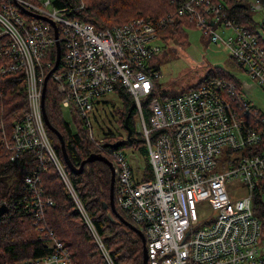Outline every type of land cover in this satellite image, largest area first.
Instances as JSON below:
<instances>
[{"label":"built area","instance_id":"2783aa9c","mask_svg":"<svg viewBox=\"0 0 264 264\" xmlns=\"http://www.w3.org/2000/svg\"><path fill=\"white\" fill-rule=\"evenodd\" d=\"M220 1L204 0V4L196 7L195 0H188L176 9L179 16H186L190 21L195 22L196 28L211 43L222 44L229 52L232 65L244 74L248 81L240 80L234 72L224 69L228 74L226 77H211L209 81L181 92L174 99L165 101L161 96L159 103L153 101L150 105L152 112L150 118L153 114L160 115L169 125L175 138L169 142L164 139L156 141L147 132L141 130L147 141V155L155 167L162 171L163 178L169 184L181 187L184 191L178 202L169 203L159 211H150L132 218L134 224L138 226L144 224L163 229L170 223H175L179 227L180 236L177 240L167 238L157 245L149 241L148 247L153 264L191 262L264 264V234L259 220L253 214V199L264 192V178L250 177L243 167L231 168L225 172L217 170V174L211 177L187 171L191 165L210 167L215 165L217 155L203 148L217 146L221 150L239 151L247 164L261 169L264 173V166L246 154L247 150L259 143V140L254 133H251L250 121L240 111L249 110L253 120L260 119L264 126V111L244 97L255 85L259 86L264 81V0H243L252 16L262 15L261 21L257 23L253 22L254 18L251 19L250 24H257L253 33L236 25L231 20L226 6ZM43 3L45 4L43 10L30 2L27 6L32 12L47 16L58 24L64 63L74 62L79 68L78 80L68 81L88 105L86 114L88 122L90 123L96 100L102 94L114 92L117 83H122L136 96L139 106L141 98L149 93L162 76L157 68L151 66L154 56L162 50L158 36L161 27L143 19H134L123 25L102 28L94 32L90 23L78 24L69 19H61L57 12L63 9H53L54 0H46ZM80 5L82 4L77 6ZM26 20L31 23V35L26 31ZM218 30L221 33L227 30L230 34L223 39ZM0 31L19 41L17 46H13L6 37L0 36V48L6 50V56L14 68L24 65L31 71L33 66L37 67L35 73L31 72L30 76H23L25 84L33 77L39 78L42 82L45 69L49 67L45 57L48 49L55 42L51 27L39 19L20 16L18 10L2 3ZM81 36L91 37L87 41V46L93 50V60L87 58L81 51L73 50V44H84L83 41L75 42L80 40ZM45 37L51 40L50 44L46 43ZM81 47L86 46L81 45ZM93 65L97 66L93 68ZM3 69L9 71L8 67L1 63L0 70ZM121 73L128 76L134 85L125 83L119 76ZM39 99L40 96L28 95L29 113L21 119V124H27V130L33 133V142L17 149L11 148L10 152L29 151L35 157L41 151L43 156L58 159L40 116ZM62 104L67 107L72 103L64 95ZM199 108L204 110H198ZM150 138L153 139V143H150ZM108 154L113 155V151L108 150ZM130 157L132 158L133 155ZM38 162L43 164L46 161L41 159ZM121 163L124 168L129 169L126 159ZM133 171L136 172L135 168ZM140 174L143 175V171ZM58 175L69 190L68 173L62 169ZM236 178H241L243 186L248 187L249 194L232 203L227 184H231ZM115 184L122 190L135 192L132 176L119 170L116 171ZM256 189L257 193L253 196ZM196 191L210 196L207 202L213 210H219V215L227 217L226 224L219 227L214 219L198 220L196 212L200 201L191 197L192 192ZM70 193L74 195V192ZM22 198L32 207L33 212H37L36 215H39L47 205L53 204L51 199L43 196V191H37L34 196L24 194ZM149 198L152 202H160L164 199V193L160 187L152 186ZM228 207L234 211L231 216H226L223 212ZM183 217L189 220V224H198L200 227L189 225L191 231L184 232L180 221ZM206 237H212L216 242L215 247L212 249L194 247L200 245ZM55 247L54 252L65 255L68 258L66 264H71L67 251L63 250L59 243H55ZM29 260H31L29 263L9 264H53L47 260V256ZM106 261L108 264H113L108 254Z\"/></svg>","mask_w":264,"mask_h":264},{"label":"trees","instance_id":"16d2710c","mask_svg":"<svg viewBox=\"0 0 264 264\" xmlns=\"http://www.w3.org/2000/svg\"><path fill=\"white\" fill-rule=\"evenodd\" d=\"M78 1L54 0V6L66 9V15L69 18L90 23L95 31L109 28L115 24L120 25L134 18L158 20L172 14L167 25L159 28V34L170 31L171 36L178 40L183 35L187 36V31L194 25V23L188 22L187 18L175 15L178 2L174 4L171 2L172 0H80V2H84L82 7L77 6L80 4ZM220 2H224L222 4L226 6L231 20L236 25L244 27L250 24L253 16L247 13L248 7L243 0L238 2L221 0ZM238 3H245V6L241 7ZM45 58L50 65H53L54 47L48 50ZM1 62L9 63L10 61L9 58H4L1 59ZM151 66L159 70L156 64L153 65V61ZM217 68L220 70L217 77L228 75L224 69ZM211 77L213 76L206 75L191 87L203 84ZM153 91L142 102L145 120L150 115L148 106L150 99L154 96ZM179 93L162 91L160 97H173ZM116 95L123 101V106L115 112L120 116L118 120L126 131L125 137H127V129L130 130V136L126 138V141H123L121 145L123 146L125 142L130 144L134 141L137 111L131 96L123 89L117 88ZM60 100L61 96L56 90L55 82L49 79L45 89V112L50 124L62 135L71 163L79 166L80 162L92 152L107 156L97 150L88 139L87 130L76 114L72 116L74 128L72 124L66 122L64 113L59 108ZM26 111L27 95L22 74L10 71L0 75V138L2 130L9 134L13 124ZM47 134L64 170L70 177L71 185L87 217L113 264H142L140 237L125 224L119 222L116 217H113L114 221H111L107 216L110 212L109 207L104 208L103 204L109 202L110 171L108 166L103 162L94 161L86 163L79 174L70 172L62 160L57 136L49 130H47ZM104 136L106 143L113 142L111 134ZM7 156L0 145V203L11 204L8 208L9 212L0 217V264L20 262L24 259L38 258L49 254L52 237L64 244L75 264H107L78 207L65 189L52 164L47 163L41 170L39 185L43 190V196L51 199L53 204L43 209V219L38 223L34 214L23 212L21 206V203L24 202L22 197L26 194L24 177L38 162L28 152L22 153L15 160H10L9 156L5 158ZM144 158L145 167L142 179L147 180L151 178V173L147 155ZM109 160L111 159L109 158ZM263 195L264 192L253 199V214L261 226H264ZM119 213L121 214V212ZM126 220L135 225L134 222ZM40 227H44L43 230ZM48 229L52 234L48 232Z\"/></svg>","mask_w":264,"mask_h":264},{"label":"bare ground","instance_id":"6f19581e","mask_svg":"<svg viewBox=\"0 0 264 264\" xmlns=\"http://www.w3.org/2000/svg\"><path fill=\"white\" fill-rule=\"evenodd\" d=\"M45 1L46 0H31V1H28V0H0V4L6 3L8 5H11L16 10L20 9V11L22 13V15L19 13L20 16H23V17L28 16V17L39 19V20L47 23L51 27L52 34H53V37L55 40L54 45L51 46V47L55 48V60H56V42L58 41V43L60 45V59H59V63H58L57 68L54 71H51V69L54 67L55 60H54L53 65H50V63L48 62L49 67L45 69L44 78H43L42 82L37 77L31 78L27 84H25V82H24V87H25L26 95H27V111L18 121H16L13 124L12 130L9 134H6L4 132V130H2V136L0 138V143H1L0 145L3 148V150L5 151V153L7 155H9L10 160H15L24 152H28L31 154V156H33L32 153L29 151H20L18 153H12V152H10V150H11V148L17 149L20 147L27 146L33 142L34 136L30 130H27L28 125L27 124H24V125L21 124V119L24 118L27 113H29L28 95L33 94L36 96H40V99H41L42 95L44 94V98H45V89H46L47 81L49 79H52L53 82H55V84H56L57 92L61 96V100L59 102V108L61 109V112L64 114L69 113L71 116H73V114H76L78 116V118H79V120H81L84 128L87 130L88 139L93 143V145L95 146V148L97 150H99L100 152L107 155L105 157H107L108 159L109 158L111 159L110 161H111L113 168H114V175H116V171L119 170V171L123 172L124 174L132 176V179L134 181V186H135V192H133V193L127 192L125 190L118 188L117 185L114 183V187H113V200H114L113 201V209L110 205V189H109V202L107 204L104 203L110 209V212L108 214H111V213L116 214V216H117L116 218L118 219L119 222L127 221L126 219L133 222L132 218L142 216L143 214H146L150 211H159L162 208H164L166 205H168L169 203L178 202L179 200H181L183 193H184L183 189L181 187L173 186V185L169 184L163 178L162 171L155 167L153 162L150 161L148 155H147V163H148V166L150 169L151 178L147 179V180H143L142 179L143 175H141V174H140V176L136 175V172L133 171L132 164H131L130 160L128 159V157L125 155V153L118 150V147H120L123 144V141L124 140L126 141V138H128L129 136L125 137V139H123V140H117V141L112 142V143L111 142L106 143L104 141L105 136H103L102 138H95V136L92 132L91 121L89 123L87 120V117H86L88 105H87V103H85L82 100L81 95H79L77 93V90H75V88H73V86L69 82V81L76 82L78 80L77 72L79 71V68L74 62L67 61L64 63L63 46L59 40L58 24L53 19H51L47 16L32 12L31 8L27 6V3L30 2L33 6H36V7L39 6L40 9L43 10L45 8V4L43 2H45ZM187 1L188 0H172L171 2H174V4L176 2H178V5H177V7H178V6L182 5L183 2H187ZM203 2H204V0H195L196 7H199L201 4H204ZM16 3H18L20 5L19 8H17ZM221 3H224V2H221ZM80 4H81V2H80ZM238 4L241 7L245 6V3H238ZM82 6H83V4L80 5V7H82ZM52 8L56 9V10L59 9L57 7H54V6H52ZM175 8H176V6H175ZM21 9L29 11V12H23ZM30 12L32 14L38 16V17L30 15L31 14ZM174 13L176 16H179L178 15L179 12L177 9H175ZM247 13L251 14V11L249 10V8H247ZM57 15H60L61 19H69L70 21H73V22L78 23V24L83 23V21H78L76 19L69 18L66 15V9H63L60 12H57ZM40 17H45L47 19H50L52 22H54V24L57 27V38H55V36H54L53 26L49 22L42 20ZM183 17L187 18L188 22L190 21L188 17H186V16H183ZM171 18H172V14H168L165 17L159 18L158 20H150V19H145L142 17L134 18V19H143L145 22L149 21L152 24H155L159 27H165ZM134 19H132V20H134ZM132 20H129L125 23H128ZM246 20H248V19H246ZM125 23H123V24H125ZM123 24H120V25H123ZM250 25H251L252 29H250L248 26H244V29L248 32L253 33L256 29L255 27H257V24H250ZM113 26H117V25L115 24ZM113 26H111V27H113ZM25 27H26L27 33L29 35H31L32 29H31V23L29 20L25 21ZM111 27H109V28H111ZM94 32H97V31L94 30ZM0 36L6 37L9 41L10 45L17 46L19 44V41L11 35H6L5 33L0 31ZM90 39H91V37L81 36L80 40H76L75 42L83 41L84 44H73L72 47H73V50H79L82 53H84L87 58H89L90 60H93L94 59L93 50L87 46L88 45L87 41ZM45 41L48 44L51 43V40L47 37H45ZM81 45L86 46V47L82 48ZM102 53H103V51H102ZM4 58H8L6 56V50L0 48V65L2 63L4 65H6L9 69V71L5 70V69L0 70V75H4L6 72L13 71L16 73H21L22 76H30V73L31 72L35 73V71L37 69L36 66H33V69H31V71H30L24 65L20 68H14L10 62L9 63L1 62V59H4ZM96 66L97 65H93V68ZM58 69H60V70H58ZM119 76L121 77V79H123V81L125 83H127L129 85H134L132 80L128 76H126L125 74L121 73ZM94 85L95 84H93V86ZM155 87L156 86H154L149 91L148 94H146L144 97L141 98V100L139 102V106H137L136 96L133 93H131L130 91H128L127 87H125L122 83H117L114 92H112V93L116 94L117 88H121L131 96L133 103H134V106H135L136 111H137V117L138 118H137L136 125L139 128V134L143 137L145 145L147 144V141H146V138L144 137V134L142 133L141 130L147 132L156 141H158L160 139H164V140L169 142L175 138L173 136L172 132L170 131L169 125L166 123V121L160 115L153 114L152 118H150L152 115L150 105L152 104L153 101H156L159 103L160 102V96L159 97L153 96L150 99L149 106H148L149 111H150V115H149L147 120H145V118H144V114L142 111V102L150 94V92L155 89ZM259 87L264 88V81L261 82ZM41 90H42V93H41ZM107 94H109V93L102 94L96 100L94 106L98 103V101L101 98H103ZM180 94L181 93H179L173 97H167V98H163V99L165 101H169L171 99H174L175 97H178ZM64 95L67 96V99L74 106L72 104H70L67 107L63 106L62 102H63ZM244 97L247 101H249V102L252 101L251 98L248 97V95H245ZM40 99H39V108H40V110H42ZM40 110H39V112H40ZM198 110H204V109L199 108ZM240 111L245 115V117L248 119V121H250L251 133H254L255 136L259 140V143L255 147L247 150L246 154L255 158L262 166H264V126L261 124L260 119L253 120L252 115H251L249 110H240ZM180 115H185V114H180ZM40 116H41V119L43 122L44 119H43V114L41 115V112H40ZM43 125H44V128L46 130V134H47L48 128H47L45 122H43ZM47 136H48V134H47ZM152 138H150V143H153ZM48 140H49L50 144L52 145L49 137H48ZM118 141H121V144H119L116 147H112V145H114V143H117ZM36 147H39V146L36 145ZM52 147H53V145H52ZM146 148H147V146H146ZM53 149H54V147H53ZM108 150H112L113 155H109ZM203 150H210L213 153H215L217 155V163H218V158H220V162H221L222 156H223V150H224L228 154V157H227V165L228 166H230L231 168L243 167L250 177L261 176L264 178L263 171L261 169L255 168V167L247 164L242 159L239 151L234 152V151H231L228 149H222L221 150L217 146H205L203 148ZM54 151H55V149H54ZM90 154H96L97 155L100 153L92 152ZM100 155H102V154H100ZM33 158L36 159L37 162L40 161L41 159H43L46 162L43 164H40L38 162V164H35L31 168L30 172L27 175H25L24 184L26 187V195H29V196H34L37 191H43L39 185V182H40L41 170L44 168V166L47 163L48 164L51 163L57 173L59 171H61L62 169H64V167H63L58 156H57L58 159H55V158H52L49 156H43V153L41 151H39L35 157L33 156ZM125 159L127 160V166L130 170L124 168V166L121 163L122 160H125ZM62 160L64 162L63 157H62ZM135 162L137 165L138 160H136ZM222 162H223V160H222ZM217 163L215 165H212V167L191 165V166H189V168H187V171L191 172V173L201 174V175H204L207 177H211V176H214L215 174H217ZM64 164H65V162H64ZM65 166L67 167L66 164H65ZM152 186L160 187V189L164 193V199L162 201L152 202L150 200L149 195H150ZM69 187H70L69 191L74 192V195H72L70 192H69V194L71 195L72 199L74 200V203L78 207V210H79L89 232L91 233L92 237L96 241V243H97V245H98V247H99V249H100V251L104 257V260L106 261V255L108 254V252L105 250L100 237L98 236L97 232L95 231L91 221L87 217V215H86V213H85V211H84V209H83V207H82V205H81V203H80V201L76 195V192L74 191V189L71 185V182H69ZM244 187L247 189V195H248L249 194L248 187L247 186H244ZM256 193H257V189L253 192V196ZM191 197L194 198L195 200L200 201V202L201 201H207L210 198L209 195H206L203 192H197V191L192 192ZM10 206H11V204L6 205L5 202L0 203V208H5V211L0 215V217L8 210V208ZM21 206L23 208V212H28V213L34 214V216L36 217L35 219L38 223L42 221L43 209L41 210V213L39 215H36L37 212H33V210L31 209L32 207L30 205H28L26 201L22 202ZM119 212H121V214ZM233 212H234L233 209L231 207H228V208H226L225 215L231 216V215H233ZM108 214H107V216H108ZM111 216H112V219H113V217H115L113 214H111ZM214 220L217 221V223H218L217 225L219 227H222L224 224H226L228 219H227V217L220 216ZM111 221H114V220H111ZM180 221L182 223L181 227L184 229V232L191 231V230H189L188 226L192 225V224H189V220L186 217L181 218ZM135 226H137V225H135ZM192 226H195L196 228L200 227V225H198V224H193ZM137 227L139 228L140 233L142 234V236L144 237V239L146 241V247H147L146 251H147V256H148L147 264H153L152 260H151L150 249L148 247L149 241L153 245H157V244L164 242L167 238H172L174 240H177L180 236L179 227L175 223H170L169 225H167V227H165L163 229H156V228L144 225V224H140ZM40 228L43 229L44 227H40ZM48 232L50 234H52V232L49 229H48ZM55 243H59L62 246L63 250L67 251L71 264H75L72 261L71 254H70L69 250L64 246V244H62L58 239H56L54 237H52L51 251L49 254L45 255V256H47V260L53 264H66L68 262V258L65 255H63L61 253L54 252L55 248H56ZM215 245H216V242L212 240V237H206L205 239H203V241L200 245H196L194 247L203 248V249H212L213 247H215ZM143 251L144 250L142 247V259L144 257ZM30 261L31 260H29V259H24L20 262L29 263ZM106 263H107V261H106ZM189 264H195V263L191 262Z\"/></svg>","mask_w":264,"mask_h":264},{"label":"rangeland","instance_id":"374dc122","mask_svg":"<svg viewBox=\"0 0 264 264\" xmlns=\"http://www.w3.org/2000/svg\"><path fill=\"white\" fill-rule=\"evenodd\" d=\"M78 2H80V0ZM16 4L17 8H19L20 5L18 3ZM81 4H84V2H81ZM17 10L18 13L22 15L20 9ZM22 11L29 12L26 10ZM253 18V22L257 23L261 21L262 15H253ZM191 23H194L195 26L192 24L193 28L187 31V36L183 35L178 40H175V38L171 36L170 31L159 34V42L162 44L163 48L162 51L154 57L153 65H157L162 76L156 81V87L153 91L155 97H159L162 91L179 93L187 90L189 87L201 81L206 75L217 77L220 74V70L217 67L232 71L240 80L248 81V78L240 71H237L232 65V60L224 46L222 44L211 43L202 32L196 28L195 22L191 21ZM247 26L252 29L250 24ZM218 31L223 39H226L230 34L227 30L223 33H221L220 30ZM248 97L251 98L252 102L258 108L264 111V90L261 87L255 85L248 93ZM122 106L123 101L114 93H109L98 101L94 106V111L90 118L92 132L95 138H102L105 134H111L113 142L125 139L126 131L122 128L120 120H118L120 116L115 112V110H119ZM40 112L42 115V110H40ZM64 116L66 122L71 125L72 116L69 113H65ZM135 121L137 122V117ZM72 127L74 128L73 124ZM134 132V141L130 144L125 142L119 150L125 153L133 169L135 168L136 175L140 176V172L144 171V157L147 155V148L143 137L139 135V128L137 125L134 127ZM131 155H133L132 158L130 157ZM8 156L5 158H8ZM227 157L228 154L223 150L222 164L220 158H218V171L225 172L231 169V167L227 165ZM136 160H138L137 165L135 162ZM63 185L67 192H69L64 182ZM227 190L231 195L232 203L243 199L247 195V189L243 186L241 178H236L231 184L228 183ZM262 197L264 198V195ZM225 211L226 209L223 212L225 213ZM8 212L9 210L5 213L7 214ZM218 213L219 210H213L207 201H201L197 204L196 214L199 221H206L209 218L210 220L216 219L221 216ZM261 230L264 234V226H262Z\"/></svg>","mask_w":264,"mask_h":264},{"label":"water","instance_id":"95a60500","mask_svg":"<svg viewBox=\"0 0 264 264\" xmlns=\"http://www.w3.org/2000/svg\"><path fill=\"white\" fill-rule=\"evenodd\" d=\"M30 15H33V16H36L34 14H30ZM38 17V16H36ZM42 20H45L47 22H49L52 26H53V30H54V36L55 38H57V27L56 25L54 24V22H52L50 19H47L45 17H40ZM59 59H60V45L58 43V41L56 42V60H55V64H54V67L51 69V71H54L57 66H58V63H59ZM48 75V74H47ZM41 106H42V114H43V119H44V122L47 126V128L52 131L53 133L56 134L57 138H58V141H59V148H60V152H61V155L64 159V162L65 164L67 165L68 169L70 170V172L74 173V174H79L82 172L83 168H84V165L86 163H89V162H94V161H100V162H103L105 163L108 168H109V171H110V183H109V189H110V205L113 209V187H114V183H115V175H114V168H113V165L111 163V161L103 156V155H100V154H89L85 159H83L79 166H76L74 164L71 163L68 155H67V152H66V148H65V143H64V140H63V137L62 135L50 124L49 120H48V117L46 115V112H45V109H44V94L42 95V98H41ZM127 136H130V130L127 129ZM119 144H121V141H118L117 143H114V145H112V147H116L118 146ZM104 207L107 208V205L104 204ZM5 211V208H0V215ZM113 214L115 217L116 214L114 213H111ZM111 214H108L109 218L111 220L112 219V216ZM122 223H124L128 228H130L133 232H135L141 239L142 241V247H143V254H144V257L142 259V264H147V261H148V256H147V251H146V241L144 239V237L142 236V234L140 233L139 229L133 225L132 223L128 222V221H121Z\"/></svg>","mask_w":264,"mask_h":264}]
</instances>
